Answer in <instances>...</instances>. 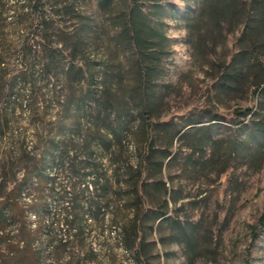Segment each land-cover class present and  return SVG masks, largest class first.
Returning <instances> with one entry per match:
<instances>
[{
  "label": "rangeland",
  "instance_id": "1",
  "mask_svg": "<svg viewBox=\"0 0 264 264\" xmlns=\"http://www.w3.org/2000/svg\"><path fill=\"white\" fill-rule=\"evenodd\" d=\"M25 1L0 0V8L16 20L15 14ZM47 2L44 1V9L55 11L56 21L72 29L71 14L59 6V2L65 6L69 1ZM148 2H155L164 10L150 13L153 20L161 21L167 38L163 53L147 60L155 67L153 90L164 99L152 115H140L137 112L142 108L140 95L144 94V87L138 63L125 44L126 35L120 31L122 8L104 9L98 0H78V6L91 17L89 54L91 66L99 65L98 90L103 84H115L117 90L127 95L131 108L127 127L116 129L115 136L104 133L106 127L116 125L114 115L103 114L98 123L91 119V139L74 133L67 152L61 156L62 147H58L47 160L48 199L35 243L37 255L42 264H134L131 251L119 235V224L113 222V214L125 204L129 207L137 204L135 222L132 209L121 212L129 218L131 232L133 226L140 228L139 235L149 242L142 249L140 264H264V229L259 230L258 226L264 213V163L258 167L229 145L237 135L238 122L243 119L240 111L257 110V98L219 94L213 47L207 48L210 64L199 65L193 60L185 18L191 13L188 6L196 10V5L182 0ZM13 27L17 31L25 27L35 29L30 21ZM201 35L194 37L198 39ZM232 38L227 42L230 50ZM212 116L219 120L212 122L216 127L210 133L193 129L209 124L206 120ZM195 120L199 123L193 125ZM96 127L104 132L95 133ZM177 129L180 134L184 131L188 134L184 138L175 137ZM198 139L205 141V149L191 150L190 145ZM79 146L81 151H77ZM168 153L170 157L166 158ZM68 156H74L69 162L70 171L85 175L81 187L89 188L87 194L100 190L103 183L108 189L103 195L98 191L95 194L100 223L96 224L84 210L77 216L82 223L79 237L56 243L50 232H55L52 223L61 203V190L67 184L61 164L68 162ZM135 166L142 172L139 182L143 198L135 197L125 203L127 189L117 182L126 180L128 172H132L130 168ZM21 173L17 172L18 180ZM162 210H166L163 219L169 216L172 220L155 221V214ZM29 222L34 225V217ZM9 256L0 253V264H14Z\"/></svg>",
  "mask_w": 264,
  "mask_h": 264
},
{
  "label": "trees",
  "instance_id": "2",
  "mask_svg": "<svg viewBox=\"0 0 264 264\" xmlns=\"http://www.w3.org/2000/svg\"><path fill=\"white\" fill-rule=\"evenodd\" d=\"M44 1L47 2L26 0L15 14L16 20L0 8V253L10 255L14 264H42L35 243L48 199L47 160L58 147H62L60 155L63 156L74 133L91 139V119L98 123L103 114L114 115L116 125L106 127L105 132L99 127L93 131L115 136L116 129L127 127L131 108L127 95L117 90L115 84H103L98 90L99 65L91 66L89 54L91 17L78 6V0H68L65 6L59 2L61 9L71 14L72 29L61 26L55 19V11L44 9ZM182 1L197 6L196 10L188 6L191 13L185 18L193 60L199 65L210 64L207 48L213 47L212 62L217 64L219 94L257 98V110L240 111L243 119L238 122L237 135L229 145L239 156H248L249 161L261 167L264 163V0ZM149 3L148 0H98L101 8H122L120 31L126 35L125 44L138 63L144 87V94L140 95L142 108L137 112L140 115H152L164 99L153 90L155 67L147 61L163 53L167 38L161 21L153 20L150 13L164 10L155 2ZM27 21L34 23V30L25 27L17 31L13 27ZM195 34L202 35L196 39ZM230 36L233 37L231 50L227 43ZM91 87L95 90L91 91ZM218 120L212 116L206 120L209 124L193 129L208 134L216 127L212 122ZM197 123L199 120L192 122ZM186 134L188 131L180 134L177 129L174 136L184 138ZM213 142L222 145L224 140ZM205 147L203 139L190 145L191 150L198 151ZM81 150L79 146L77 151ZM73 159L74 156H68V162L61 164L62 172L67 174V184L61 190V203L52 223L55 232H50V238L56 243L79 237L82 223L77 216L84 210L96 224L100 223L95 194L98 191L103 195L108 189L103 183L100 190L87 194L89 188L81 187L85 175L70 171L69 162ZM130 169L132 172H128L126 180L117 182L127 189L125 203L135 197L143 198L139 182L142 172L136 166ZM17 172H22L19 180ZM97 179L100 181V177ZM161 183L167 190L166 183ZM33 185L35 188L28 191ZM126 208L133 210L135 222L138 205L125 204L121 211ZM121 211L114 212L113 222L119 224V235L131 251L134 264H140L142 249L149 242L139 235L140 228L133 226L131 232L129 218ZM165 215L166 210H162L155 214L154 220ZM32 217L34 225L29 222ZM168 219L172 217L163 220ZM258 226L259 230L264 229V213Z\"/></svg>",
  "mask_w": 264,
  "mask_h": 264
}]
</instances>
